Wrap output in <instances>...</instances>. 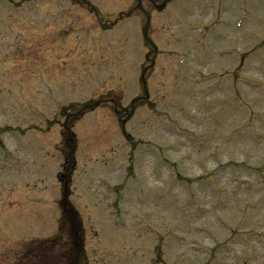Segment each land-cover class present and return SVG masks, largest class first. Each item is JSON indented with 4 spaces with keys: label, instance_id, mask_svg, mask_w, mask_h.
I'll use <instances>...</instances> for the list:
<instances>
[{
    "label": "rangeland",
    "instance_id": "rangeland-1",
    "mask_svg": "<svg viewBox=\"0 0 264 264\" xmlns=\"http://www.w3.org/2000/svg\"><path fill=\"white\" fill-rule=\"evenodd\" d=\"M162 2L0 0V264H70L40 241L60 221L62 115L127 107L144 71L124 136L112 103L74 128L89 264H264V0Z\"/></svg>",
    "mask_w": 264,
    "mask_h": 264
},
{
    "label": "trees",
    "instance_id": "trees-1",
    "mask_svg": "<svg viewBox=\"0 0 264 264\" xmlns=\"http://www.w3.org/2000/svg\"><path fill=\"white\" fill-rule=\"evenodd\" d=\"M101 103H103V102L102 101H94V103H90L88 105L82 106L81 107L82 108V111L78 115L81 116L84 112H86L88 110H94ZM81 108H80V110H81ZM80 116H78V118ZM65 195L66 196L68 195V191H66ZM65 208L68 209L67 207H65ZM68 212L70 213V211H68ZM68 212H65L64 213V218L62 219L63 220L62 225L64 226V225H67L68 223H70V224L72 223L71 224V228L73 229L74 234H75L77 231L79 232V229H78L79 224L77 223V221L79 222V219L77 218V214L75 212H73L72 216ZM71 228H70V226L68 228L66 227V229H67L66 230L67 231V235L68 234L69 235L71 234V230H72ZM75 238L77 239V241H76V244L71 248L72 249V252H73L74 249H76L77 251H82L83 250V248H82V240L79 238L78 235L75 236ZM76 245H77V247H76Z\"/></svg>",
    "mask_w": 264,
    "mask_h": 264
}]
</instances>
